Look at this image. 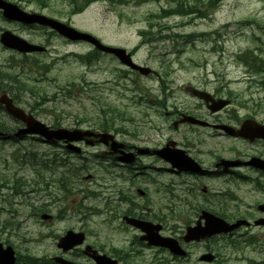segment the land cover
I'll list each match as a JSON object with an SVG mask.
<instances>
[{
	"label": "rangeland",
	"instance_id": "obj_1",
	"mask_svg": "<svg viewBox=\"0 0 264 264\" xmlns=\"http://www.w3.org/2000/svg\"><path fill=\"white\" fill-rule=\"evenodd\" d=\"M8 1L24 10L68 22L78 30L94 34L106 44L131 50L137 63L147 65L156 72L148 77L141 76L129 71L114 57L101 53H95V59L87 61L82 56L93 50L89 44L69 42L46 28L6 20L0 13V33L7 29L47 47L44 54L24 56L0 43V75L3 77L2 80L0 78V87H10L17 104L46 124L58 121L64 127L92 128V124L99 121L98 114H103L102 110L115 107L138 123L135 128L137 135L119 134L118 138L131 145L155 146L162 142L167 132L160 130L165 123L163 105L147 106L138 97L149 98V101L162 99L163 83L164 87L172 85L177 96L176 100L169 99L171 107L174 104L191 107L194 101L181 87L187 83L194 86L206 83L208 91L213 87L224 88L231 100L244 103L246 106L238 109L241 114L252 111L258 114V118L264 119V71L261 70L264 67V0H222L207 18H165L163 22L168 24V29L170 27V31L177 34L162 37L166 30L162 31L156 34L158 39L151 43L144 42L139 30L149 29L148 22L152 20L148 17L158 13L165 0H94L74 15L69 12L66 0H48L47 6L36 0ZM156 27L154 25L153 32ZM191 33L193 36H188ZM43 65H46V70ZM170 80L173 83L168 84ZM2 121L9 126H18V122L0 108ZM122 123L130 132L131 122ZM84 149L83 156L89 163L79 177L90 174L92 178H82L73 187L70 184L66 191L58 189L57 183L51 186L50 191L58 198L56 202L45 199V191L31 192L25 197L14 195L9 200L15 212L5 214L3 208H9L5 198L12 192L7 188V191L0 189V237H7L22 255L27 251L48 260L61 254L56 248L57 236L67 229L83 230L87 243L99 249L103 246L106 252H110L111 246H127L134 236L131 230L127 232L120 228L117 220L108 224L104 222L101 196L107 192L112 194L110 187L116 184L105 168L114 165L113 161L95 155L102 148L86 146ZM53 154L68 162L63 148L46 144L36 136H26L16 142H0V177L9 181L14 178L11 175H22L25 180L32 181L37 178L32 173V166L39 172V177L43 176L46 180L50 175L53 178L59 176L66 167L59 161L51 164ZM69 158L75 162L73 156ZM41 162L48 163L47 168H43ZM139 165L145 166L144 171L160 183L138 185L149 192L144 205L156 211L161 204L162 183L169 177L166 164L145 156ZM20 166L24 167L20 169ZM115 171L118 172V169L115 168ZM105 186L108 188L103 189ZM29 190L31 187L26 188V191ZM134 197L143 202L139 196ZM115 205L119 206L118 209L127 206L121 203ZM32 206L34 209L44 208L45 212L52 214V221L39 222V216L32 214ZM3 220L11 225L2 230ZM15 223L16 228H11ZM183 225L182 221H171L163 235L178 236ZM205 244L224 246L225 242L216 237L192 244L188 248L189 259L184 263L179 260V263L200 264L199 255L204 251ZM135 246L142 253L132 257L128 264H154L162 257H167V261L174 264L165 252L157 254L156 248ZM73 251L69 256L76 258L80 264H93L80 251ZM224 255L219 263L214 264H247L243 257L259 256L248 251L238 254L225 252Z\"/></svg>",
	"mask_w": 264,
	"mask_h": 264
},
{
	"label": "flooded vegetation",
	"instance_id": "obj_2",
	"mask_svg": "<svg viewBox=\"0 0 264 264\" xmlns=\"http://www.w3.org/2000/svg\"><path fill=\"white\" fill-rule=\"evenodd\" d=\"M170 83H173V81L170 80L168 84ZM188 85L189 83L181 88L186 91ZM194 87L207 91L206 83H198ZM224 91V88L220 89V87L211 88L210 93L215 99L225 98L229 101L223 107L211 112L208 103L187 93L189 99L194 101L191 107L187 105L178 107L175 104L171 107L169 99L176 100L177 96L172 85L165 86L163 94L165 123L160 127V130L164 129L167 132L161 143L157 142V145L151 147L159 148L168 143L170 148H180L198 164L199 169L194 164H191L188 168L178 169L172 167L169 162H165L169 177L167 181L162 183L161 205L155 211L144 205V200L149 192L138 186L145 183H157L144 171L146 167L139 165L144 156H137L132 165L118 163V166L113 168H117L118 172L111 175V178L116 180L115 186L110 187L112 194L107 192L101 196L104 204L102 213L105 214L104 222L106 224L111 220H117L120 228L127 232L131 230L134 236L131 237L127 246H111L110 252L104 251L102 246L100 250L103 254L113 257L118 261V264H128L132 257L142 253L135 246L137 244L140 248H156L157 254L160 252L167 253L174 264H180L179 260L184 263L190 257L189 246L198 242L184 243L181 237L190 224L196 223L198 220L203 223V213L206 211L227 222L242 221L244 224L227 235L211 237V239L220 237L223 242L229 244L228 246L205 244L204 251L199 255L200 264L219 263L220 259H223L222 256H225V252L238 254L247 251L259 255L258 257H243L247 264H264V222L258 224L261 220L264 221V132L250 139L230 135L223 128L227 125L238 128L241 122L247 118L253 119L252 122L256 125H264V119L258 118L257 113L241 114L238 109L244 108L246 105L231 100L228 93ZM209 101L213 103L211 100ZM182 115H192L207 122V124L175 123V121L182 118ZM113 133L118 140H121L118 138L119 134ZM123 142L125 143L123 150L131 152L134 145ZM172 142L175 144H172ZM56 145L64 147L61 143ZM79 145L85 147L83 142H79ZM92 147L102 148L98 151V156L104 155L105 158L109 159L116 157L115 154L109 153L111 147L105 146L101 142H95ZM73 157L75 166L84 160L81 155H73ZM150 157L156 158V156ZM1 188H6V183L3 180H0ZM107 188L105 186L103 189ZM139 189H142V191ZM134 195L139 196L143 202H138ZM118 203L127 206L124 209H118V205L113 206V204ZM3 211L5 214L8 213L6 208H3ZM32 214L35 217L38 215ZM125 216L159 223L162 225V234L169 222L182 221L184 225L181 228L180 235L176 236L174 234L173 236L186 249L185 256L178 258L172 256L167 249L148 246L145 241L140 240V230L124 221ZM1 225L3 230L9 228L11 224L3 220ZM16 225L17 223L11 228H16ZM211 239H206V241ZM202 241L204 240L199 242ZM0 243L4 246L12 245L7 237H0ZM134 246L136 249H134ZM74 250L77 251V249ZM70 252H74L73 249L57 255H63L65 258L75 261L76 264H80L76 258L69 256ZM205 253L213 254V261H201L200 256ZM159 259L160 261L169 262L167 257Z\"/></svg>",
	"mask_w": 264,
	"mask_h": 264
},
{
	"label": "water",
	"instance_id": "obj_3",
	"mask_svg": "<svg viewBox=\"0 0 264 264\" xmlns=\"http://www.w3.org/2000/svg\"><path fill=\"white\" fill-rule=\"evenodd\" d=\"M0 10L3 17L8 20L17 21L23 24H39L43 26H47L58 34L66 37L69 40H81L90 43L96 49L110 53L115 55L121 63L126 65L127 67L137 70L142 75H148L151 72V69L146 66H141L133 62L131 59L130 53L126 51L124 48L113 47L106 44H103L99 39L93 36L90 33L82 32L75 29L72 26H69L61 21L50 18L43 14H39L36 12H28L21 9L18 5L6 1L0 0ZM0 43L9 49L16 50L20 53H31L34 51H44L45 47L28 42L24 38L15 35L9 30H4L0 34ZM264 79V76H263ZM190 91L198 96L199 98H204L206 102L211 98L208 94L198 91L194 88H190ZM0 104L3 105L4 109L14 118L20 120L24 126L19 127L13 134L14 136H22L24 134H39L44 136V138L51 142H56L57 140H64L67 142V147L74 152H80V148L72 144L73 141L81 140L85 136H97V140L99 142H104L105 144H109L111 146V151L109 153L117 152L118 149L123 148L125 145L122 142H118L114 140V136L108 133H94L89 130H81V129H67L62 127L51 128L46 124L40 122L32 114L25 112L22 108L16 106L13 103V100L6 94L2 92L0 94ZM216 107H213L214 110ZM190 122H199L195 118L191 116L184 115L180 122L183 121ZM258 128H264V126H258ZM254 127L251 125L250 120H245L239 129H230L231 134L242 135L244 137H250L256 133ZM88 143L93 144L94 140H86ZM120 151V150H119ZM122 156L117 157L118 160L129 163L134 160V154L131 152L120 151ZM137 154H155L163 159H167L171 161L173 166L177 167H189V159L188 156H185L184 151L180 149H168V148H160V149H150L148 147H136ZM49 216L44 214L42 218L47 219ZM206 221L204 226H201L200 222H197L194 226H189L186 229V233L183 236L185 241L191 240H199L204 237H209L213 234L220 232H227L232 230L234 227L238 226L240 222L229 224L222 221L219 218H216L212 215L205 214L204 215ZM126 222L131 223L132 225L139 228L144 235L140 238L145 240L150 245H158L162 247H166L170 252L176 255H184V249L179 245L178 241L171 237H163L158 233V230L161 228L158 224H152L148 221H142L135 218H126ZM261 221L260 223H263ZM84 233L83 232H74L72 230H68L63 236L59 238L57 246L62 248L63 250H68L76 245L81 244L84 241ZM83 253L91 257L96 264H117L116 259H111L105 254H99L96 249H93L90 245H86ZM202 260L211 261L213 256L210 254H204L201 256ZM54 260L60 264H75L72 261L66 260L61 257H55ZM0 264H14V251L11 246H7L3 248L0 243Z\"/></svg>",
	"mask_w": 264,
	"mask_h": 264
},
{
	"label": "trees",
	"instance_id": "obj_4",
	"mask_svg": "<svg viewBox=\"0 0 264 264\" xmlns=\"http://www.w3.org/2000/svg\"><path fill=\"white\" fill-rule=\"evenodd\" d=\"M30 1V0H27ZM40 2L42 6H47L48 0H36ZM67 4L70 6V13H77L82 11L90 2L94 0H66ZM221 0H165L164 6H161L158 13L149 16L148 18L152 21L148 22V30L144 29L139 30V34L142 36L143 40L153 41L157 40L158 37L156 34L165 31L168 32V24L163 22L165 18L170 16H194L195 18H206L207 15L214 10L215 7L219 5ZM192 13V14H191ZM147 18V20H149ZM154 25H157L156 31H152ZM170 28V27H169ZM152 31V32H151ZM169 33H165L162 37H169ZM173 36H175L173 34ZM188 36H193L189 34ZM43 68L46 70V65H43ZM264 70V67L261 69ZM1 80L3 79L0 75ZM11 86V85H10ZM1 89H6L8 92L12 93L11 88L7 85H1ZM1 108V107H0ZM103 114H98L99 118L97 121V127L104 130H111L113 128L124 130L125 125L122 122H130L133 118L126 116V113L123 110H118L117 108L107 107L106 110H102ZM58 123L55 122L54 125ZM130 124V123H129ZM136 127V125H134ZM13 127H7L5 122H0V131L11 130ZM120 130V129H119ZM59 181H62L61 179ZM66 184V183H65ZM163 264V263H160Z\"/></svg>",
	"mask_w": 264,
	"mask_h": 264
},
{
	"label": "bare ground",
	"instance_id": "obj_5",
	"mask_svg": "<svg viewBox=\"0 0 264 264\" xmlns=\"http://www.w3.org/2000/svg\"><path fill=\"white\" fill-rule=\"evenodd\" d=\"M192 14V13H191ZM85 156V155H84ZM63 256V255H62ZM113 258V257H112ZM75 262V261H74Z\"/></svg>",
	"mask_w": 264,
	"mask_h": 264
}]
</instances>
